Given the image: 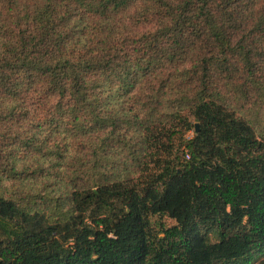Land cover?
Returning <instances> with one entry per match:
<instances>
[{
    "label": "trees",
    "instance_id": "obj_1",
    "mask_svg": "<svg viewBox=\"0 0 264 264\" xmlns=\"http://www.w3.org/2000/svg\"><path fill=\"white\" fill-rule=\"evenodd\" d=\"M263 255L264 0H0V264Z\"/></svg>",
    "mask_w": 264,
    "mask_h": 264
},
{
    "label": "rangeland",
    "instance_id": "obj_2",
    "mask_svg": "<svg viewBox=\"0 0 264 264\" xmlns=\"http://www.w3.org/2000/svg\"><path fill=\"white\" fill-rule=\"evenodd\" d=\"M192 135H193V131L189 132V133L187 134V137H191ZM165 221H166V223H168V224H172V223H173V220H172V219H169V218H166ZM262 257H264V255L261 256L260 258H262Z\"/></svg>",
    "mask_w": 264,
    "mask_h": 264
},
{
    "label": "water",
    "instance_id": "obj_3",
    "mask_svg": "<svg viewBox=\"0 0 264 264\" xmlns=\"http://www.w3.org/2000/svg\"><path fill=\"white\" fill-rule=\"evenodd\" d=\"M198 129H199V124H197V129L196 130L198 131Z\"/></svg>",
    "mask_w": 264,
    "mask_h": 264
}]
</instances>
